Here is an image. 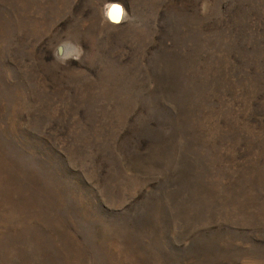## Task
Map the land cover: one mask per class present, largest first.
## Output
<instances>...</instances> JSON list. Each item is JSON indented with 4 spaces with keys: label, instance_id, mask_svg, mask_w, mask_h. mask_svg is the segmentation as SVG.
<instances>
[{
    "label": "rangeland",
    "instance_id": "obj_1",
    "mask_svg": "<svg viewBox=\"0 0 264 264\" xmlns=\"http://www.w3.org/2000/svg\"><path fill=\"white\" fill-rule=\"evenodd\" d=\"M107 2L0 0V264H264V0Z\"/></svg>",
    "mask_w": 264,
    "mask_h": 264
},
{
    "label": "clouds",
    "instance_id": "obj_2",
    "mask_svg": "<svg viewBox=\"0 0 264 264\" xmlns=\"http://www.w3.org/2000/svg\"><path fill=\"white\" fill-rule=\"evenodd\" d=\"M102 22L113 25H119L121 22L128 19V14L123 6L115 0H109L101 9ZM60 49L63 51L61 52ZM81 49L71 41H62L54 53L55 58L60 62H65L69 59L79 60Z\"/></svg>",
    "mask_w": 264,
    "mask_h": 264
}]
</instances>
